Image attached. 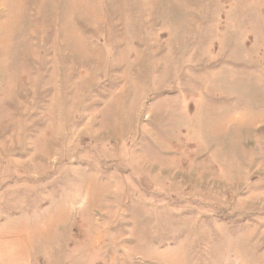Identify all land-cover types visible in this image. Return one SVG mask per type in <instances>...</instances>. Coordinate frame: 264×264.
<instances>
[{"label": "rangeland", "instance_id": "1", "mask_svg": "<svg viewBox=\"0 0 264 264\" xmlns=\"http://www.w3.org/2000/svg\"><path fill=\"white\" fill-rule=\"evenodd\" d=\"M9 224L37 264H264V0H0Z\"/></svg>", "mask_w": 264, "mask_h": 264}, {"label": "crops", "instance_id": "2", "mask_svg": "<svg viewBox=\"0 0 264 264\" xmlns=\"http://www.w3.org/2000/svg\"><path fill=\"white\" fill-rule=\"evenodd\" d=\"M10 227V224L0 227V264H37L29 241L33 231Z\"/></svg>", "mask_w": 264, "mask_h": 264}]
</instances>
